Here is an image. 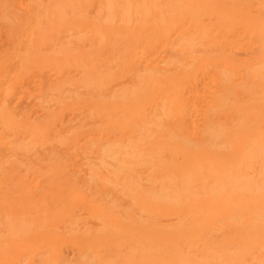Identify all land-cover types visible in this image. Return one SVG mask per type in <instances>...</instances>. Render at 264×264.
Listing matches in <instances>:
<instances>
[{
	"label": "bare ground",
	"instance_id": "bare-ground-1",
	"mask_svg": "<svg viewBox=\"0 0 264 264\" xmlns=\"http://www.w3.org/2000/svg\"><path fill=\"white\" fill-rule=\"evenodd\" d=\"M0 264H264V0H0Z\"/></svg>",
	"mask_w": 264,
	"mask_h": 264
}]
</instances>
